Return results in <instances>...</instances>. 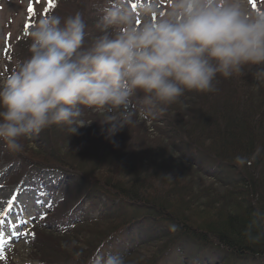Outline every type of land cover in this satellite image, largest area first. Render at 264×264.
<instances>
[{"label":"trees","instance_id":"16d2710c","mask_svg":"<svg viewBox=\"0 0 264 264\" xmlns=\"http://www.w3.org/2000/svg\"><path fill=\"white\" fill-rule=\"evenodd\" d=\"M52 3L55 7L50 8L48 0H44V5L40 9L34 8V12L26 8L31 27L25 28L23 36L5 33L7 75L17 60L31 55L28 41L31 42V30L40 18L59 15L63 20L67 12L80 7L79 12L87 25L84 47L103 34L96 24L102 15L101 9L108 6V0H91L86 4L81 1L72 6L65 0H52ZM63 9L65 14H58ZM153 18L159 17L154 15ZM12 59H15L14 64L10 63ZM242 74L253 78L249 67H245ZM213 83L217 91L186 90L176 102L167 105L163 113L146 114L139 100L133 98L136 110L133 124L138 125L139 114L154 128L161 126L155 136L158 144L148 142L144 131L137 135L127 126L120 130L122 137L129 133L137 147L146 143L148 150L152 151L145 156L144 150V157L135 160L140 164L135 173L140 174L136 177L134 173L126 184L116 182L119 185L116 187L112 185L113 181L106 180L102 185L91 184L78 173L88 166L94 174L99 168H93V162L100 163L101 169L109 164L108 159L95 149L96 143L92 144L95 140L86 141L84 138L83 129L86 127H80L73 134L68 126L53 124L31 137L36 146L30 156L36 161L29 160L23 166L19 163L15 173L25 169L23 178L29 186L37 185L49 200L57 199V208L64 202L69 203V190H76L70 194V208L59 210L58 220L54 221L57 226L50 225L67 229L56 233L54 240L56 249L67 252L59 260L60 264H91L93 258L109 255L124 257L125 264H162L171 256L173 264H264V221H258L252 228L253 236L260 235L258 240L245 235L254 213L258 210L264 212V88L256 86L254 81L252 86L245 85L235 74L229 78L217 74ZM81 108L83 114L80 119L86 126L89 122L90 127L87 128L92 130L96 125H102V112L84 106ZM135 132H138L136 127ZM80 137L84 142H75ZM0 144L5 146L3 141ZM135 147L131 143L129 150H123V153L129 157L136 156ZM6 151L9 152L8 149ZM79 151H82V157L77 156ZM63 154L73 167L71 173L58 165L62 164ZM238 156L245 157L247 162L239 164L236 161ZM82 160L86 161L85 165ZM46 164H52L59 170L61 179L57 185L43 179L44 170L55 168ZM184 173L188 174L187 177L179 178ZM162 177L167 179V185H164L166 193L149 191ZM195 177L204 185L195 184ZM68 185V193L64 195L62 191ZM114 189H121L126 202L111 194ZM171 192L176 194L180 203L170 195ZM81 196L99 202L96 211L99 216L93 218L91 210L85 211L81 202L77 203ZM52 204L46 208L51 209ZM47 214L44 213L43 221ZM119 215L130 217H124L125 221L111 230V224L107 222ZM98 224L105 225L99 227ZM84 225L95 237L91 242H82L85 250L76 254L78 248H73L82 243H73L75 240L72 236L69 239L68 235ZM68 239L69 243L66 242ZM141 248L144 252L140 253ZM42 263L50 264L44 260Z\"/></svg>","mask_w":264,"mask_h":264},{"label":"clouds","instance_id":"9594fccd","mask_svg":"<svg viewBox=\"0 0 264 264\" xmlns=\"http://www.w3.org/2000/svg\"><path fill=\"white\" fill-rule=\"evenodd\" d=\"M101 11L96 27L103 34L88 47L81 12L63 22L49 15L32 28L31 55L0 83V141L9 151L22 152V139L53 124L76 133L84 126L81 106L102 111L111 137L135 123L134 97L155 114L186 90L217 91V74L240 75L245 66L264 83V10L252 11L246 0H169L166 13L152 0L140 9L142 24L129 0H108ZM258 221H264L259 210L245 230L249 239L260 238L252 235ZM91 264L125 259L97 256Z\"/></svg>","mask_w":264,"mask_h":264},{"label":"rangeland","instance_id":"374dc122","mask_svg":"<svg viewBox=\"0 0 264 264\" xmlns=\"http://www.w3.org/2000/svg\"><path fill=\"white\" fill-rule=\"evenodd\" d=\"M65 1L70 6L81 1H84V4L91 2V0ZM151 2L152 0H129L130 6L136 11L137 20L142 21L140 16L141 7H143L145 4H151ZM168 3L169 0H159L161 12L166 13L168 9ZM246 3L254 12L264 10V0H255V8H253L252 4L249 3V0H246ZM30 5L33 8L40 9L44 5V0H0V83H2L8 76L6 72L7 41L5 33L12 32V34L16 36H23V31L30 24V21L26 14V8L29 9ZM66 7L67 6L65 5V8ZM79 11L80 7H77L72 9V11L67 12L68 14L66 15L68 17L69 15H74ZM58 14L64 15L65 9H63ZM67 17H63V19ZM28 43L31 44L30 41H28ZM25 55H27L28 57V54ZM10 63L14 64L15 59L10 60ZM244 70L245 68L243 69V71ZM251 72L252 71H250V74H252ZM237 76L242 80L243 83H245V85L252 86L251 83L254 81L256 86H263L264 88V83H257L253 78H251V75L243 77V74H240ZM95 110L99 109L94 108L93 111ZM99 112L102 111L99 110ZM143 118L144 117L138 114V125H129L128 127H130V132L139 135L142 133V131H144V138L147 139L148 137V142L153 141L154 145H157L158 139L155 136L159 127L161 126L154 128L151 125L150 121L144 120ZM87 127H90L89 122L87 123V126L84 124V126L82 127L85 131L83 136L86 135L84 136V138L86 139V141L95 140V142H92L93 145L95 143L97 145L96 148L95 146L94 148L98 149L99 155L107 158L108 160L106 161L109 162L107 167H103L102 169L100 163L93 162V165H95V167L93 168H99L94 174L90 172V168L88 166L78 172L83 180L90 182L91 184L98 183L102 185V183H105L106 181H113L114 184L112 183V185L114 187L119 186L116 185L118 182L126 184L128 180H130L132 176H134V173L140 165L136 163L135 160L138 161L140 157H144V150L145 156L147 153H149V151H152L150 149L148 150L146 143L142 144V146L137 147L136 142H133L135 141V139H131L132 136L129 133L124 134L122 137V133L119 131L114 136L109 137L107 134L108 127L104 125L98 124L96 125V128H92V130ZM135 127L138 132H135ZM84 138L80 137L75 142H84ZM21 142L24 146L22 152H7L6 146H0V257H4L3 259H0V264H26L27 261H31L32 264H41L43 260L50 262V264H57L58 260V264H60L61 261L59 260L63 259V257L67 255V252L65 249H56L54 240L55 238H57L56 233L62 232L63 230L67 229L65 227L52 228L51 226H57L54 221L58 220L57 215L59 214V210L61 211L65 208H70V203H72L70 194L72 191L76 190H69V203L64 202L63 204H61L60 208H57V199L49 200V197H45V195L41 193L37 185L35 187H30L29 183L25 180V178H23L26 172L25 169L19 173L15 172L19 168V163L20 166H23L27 161L29 162V160L36 161V158L30 156L31 154H33V148L36 146V144L31 141V138L22 139ZM131 143L136 146L133 150L136 156L129 157V155L123 153V150L128 151L129 144ZM63 151H66V148L63 149ZM80 153H82V151L78 152V157H82V154ZM64 156L65 155L63 154L61 157L62 164L58 165H62L65 169L68 170V172L71 173L73 167L72 165H70V160L67 159V156ZM82 163L85 165L86 161L82 160ZM40 164L43 163L40 162ZM46 165L55 168L44 170L42 173L43 179L48 183L57 185L58 181L61 179L59 170L56 169V166L52 164ZM138 173H135L136 177L138 176ZM187 175V173H184L179 176V178H186ZM194 183L204 185L197 178L194 179ZM164 185H167V179L165 177H162L161 179H158L156 184H153V186L148 190L156 192L158 194H165L167 189L166 187H164ZM69 187L70 186L68 185V187L64 188V190L62 191L64 195L68 193ZM110 192L115 196L117 200L126 202V199L123 196L124 193L121 191V189H114ZM170 195L173 196L177 201H179L177 197H175L176 194L174 192H171ZM51 202L53 203L51 209L48 210L47 208H45V212H47L48 214L46 220L43 221L44 214L41 217L40 215L44 211L45 205H50ZM79 202H81V207L85 211H87L88 209L91 210L93 218L100 215L98 212H96L99 207L98 201H90V199H88L87 197L81 196L77 203ZM180 202L181 201H179V203ZM124 217L128 218L130 216L121 217L119 215L118 217H115L113 221H108L107 224H111L110 227L112 228L111 230H113L119 225V223L125 221ZM105 224H98L97 226L102 227ZM30 227H32V229ZM59 228L61 229L58 231L57 229ZM68 236L69 239L70 236H72V238L75 240L72 242L77 244L78 241L80 243H85V241L91 242L95 237L93 234L89 233L88 227L85 225L82 227H78L73 233ZM69 239L66 241L67 243H69ZM83 243L78 247L77 245H75L76 248H73V250H77L78 248L76 254L82 253V250H85V244ZM138 252H144V249L141 248ZM172 260V256L170 258L168 257L162 264H173Z\"/></svg>","mask_w":264,"mask_h":264},{"label":"snow or ice","instance_id":"6c2138e0","mask_svg":"<svg viewBox=\"0 0 264 264\" xmlns=\"http://www.w3.org/2000/svg\"><path fill=\"white\" fill-rule=\"evenodd\" d=\"M48 2H49V7L50 8H53V7H55V5L52 3V0H48ZM249 3L250 4H252V6H253V8H255V0H249ZM133 7H135V6H133ZM35 11V9L30 5L29 6V12H34ZM137 23L139 24L140 23V21L139 20H137ZM28 27H31V25H28ZM34 235V234H33ZM4 257H0V259H3Z\"/></svg>","mask_w":264,"mask_h":264}]
</instances>
